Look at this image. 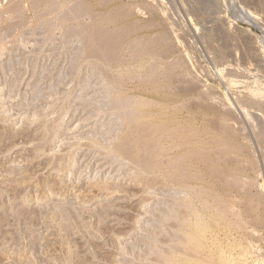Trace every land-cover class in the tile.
<instances>
[{"label": "rangeland", "instance_id": "1", "mask_svg": "<svg viewBox=\"0 0 264 264\" xmlns=\"http://www.w3.org/2000/svg\"><path fill=\"white\" fill-rule=\"evenodd\" d=\"M0 264H264V0H0Z\"/></svg>", "mask_w": 264, "mask_h": 264}, {"label": "bare ground", "instance_id": "2", "mask_svg": "<svg viewBox=\"0 0 264 264\" xmlns=\"http://www.w3.org/2000/svg\"><path fill=\"white\" fill-rule=\"evenodd\" d=\"M3 13H4V12H3ZM96 36H97V35H96ZM100 36H101V35H100ZM92 37H93V35H92ZM104 37H105V36H104ZM96 38H97V37H96ZM96 38H95V39H96ZM102 38H103V37H102ZM105 39H106V38H105ZM105 39H104V40H105ZM107 40H108V39H106L105 41H107ZM109 40H110V39H109ZM100 41H101V39H100ZM102 41H103V40H102ZM108 42H109V41H108ZM97 43H98V42H97ZM100 43H102V42H100ZM110 43H111V41H110ZM125 43H126V41H125ZM95 44H96V43H95ZM103 44H104V43H103ZM105 44L107 45V42H105ZM100 45L103 46L102 44H100ZM115 100H116V99H115ZM111 102H114V101H111ZM115 103H116V104H114L113 106L117 105V100H116ZM122 103H123V102L121 101V104H122ZM121 104L118 103V106L120 105V107H121ZM128 104H129V102H128ZM123 105L126 106L125 104H123ZM113 106H112V107H113ZM120 107H119V108H120ZM127 107H128V106H127ZM128 108H129V107H128ZM117 109H118V108H117ZM129 109H130V108H129ZM129 109H128V110H129ZM114 110H115V109H114ZM120 110H121V109H120ZM117 111H118V110H117ZM114 112H115V111H114ZM126 112H127V111H126ZM118 113H120V111H119ZM128 113H129V112H128ZM119 115H120V114H119ZM123 115H125V114H123ZM126 115H127V114H126ZM132 115H133V113H132ZM121 116H122V115H121ZM119 117H120V116H119ZM125 117H126V116H125ZM122 118H123V117H122ZM126 118H127V117H126ZM114 119H115V117H114ZM119 119H121V118H119ZM123 119H124V118H123ZM115 120H116V119H115ZM124 120H125V119H124ZM124 120H122V121H124ZM126 120H128V119H126ZM130 120H132V119H130ZM130 122H131V121H130ZM130 122H128V123H130ZM124 126H125V125H124ZM124 126H123V127H124ZM131 126H132V124H131ZM131 126H128V128H127V127H124V130L127 129L126 131L129 132V133H128L129 135H127V136L130 137V138L133 136V130L130 128ZM145 135H146V134H145ZM127 139H129V138H127ZM126 141H127V140H126ZM128 142H129V140H128ZM129 143H130V142H129ZM131 143H132V142H131ZM124 144H125V143H124ZM126 144H127V143H126ZM145 144H146V143H145ZM127 145H128V144H127ZM131 147H132V146H131ZM124 148H125V147H124ZM128 149H130V148H128ZM116 150H117V149H116ZM145 150H146V148H145ZM146 152H147V151H146ZM136 154H137V153H136ZM136 154H135V155H136ZM139 154H140V155H139ZM148 154H149V153H148ZM138 155L141 157L142 160L145 159V157H143V155L146 156L144 150H143V152L140 151V153H138ZM139 156H138V157H139ZM148 156H149V155H148ZM148 156H147V157H148ZM134 159H136V158H133V160H134ZM141 159H140V160L137 159V160H138L139 162H141V161H142ZM137 160H136V161H137ZM138 161H137V162H138ZM130 163H131V162H130ZM134 164H135V163H134ZM137 165H139V164H137Z\"/></svg>", "mask_w": 264, "mask_h": 264}]
</instances>
